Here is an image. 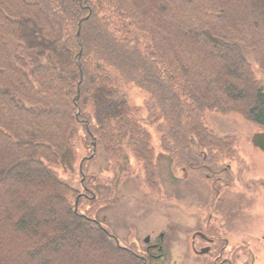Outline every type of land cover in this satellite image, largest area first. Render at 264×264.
Instances as JSON below:
<instances>
[{"label": "rangeland", "instance_id": "1", "mask_svg": "<svg viewBox=\"0 0 264 264\" xmlns=\"http://www.w3.org/2000/svg\"><path fill=\"white\" fill-rule=\"evenodd\" d=\"M133 1L141 11L142 2ZM167 2L165 5H168ZM252 4V0H243V3L236 0H201L197 4L204 16L199 17L202 28L212 27L217 42L227 47H224L225 53L217 54L211 41L201 40L197 43L193 39L190 41L193 45L187 43L182 48L188 51L186 58L195 74L194 77L190 74L181 76L188 82L187 87L194 92L187 90L180 93V111L163 99L167 94L166 87H172L171 72L164 74L157 73L156 70L160 85L156 84L151 94L135 83L117 84L120 96L126 101L127 110L123 109L116 120L104 123L102 118L101 124L96 119V106L91 94L83 91L81 94L83 79L78 77L70 82H62L67 116L50 119L51 122H48L55 127L49 131L38 127L37 134H33L34 129L27 127V120L32 119L22 116V122L15 121L13 119L19 116L13 110L8 121L11 136L20 137L24 143L27 142L26 139L41 142L50 138L52 146L47 147L49 151H42L50 160H56L53 164L55 175L69 189L61 191L67 194V203L74 207L77 199L86 194L88 198L78 200L80 212L100 225L102 223L108 232L119 239L125 230L130 231L133 239L134 235L144 238L152 228H165V223L160 222L159 217L166 209L164 197L168 188V173L181 178V169L198 166L197 162L191 164L192 161L203 159L205 152L209 150L222 149L223 153L217 155L219 163L228 162L232 166L244 168L251 165L252 173L258 171L259 175L256 176H264V153L252 144L254 134L264 133V124L255 119L261 107L260 94L264 100V10L255 9ZM209 5L216 7L205 15ZM193 7H189L188 11L196 14L192 12ZM164 9L167 11L166 7ZM164 13L166 12L161 9L157 19L155 58L156 64L172 68L174 53L178 47L175 49V45L168 39L171 19L164 16ZM194 27L195 25H188L189 37L194 30H198ZM191 29L193 32H189ZM7 33L10 35L9 52L16 54L20 49L25 57L31 54L30 71L32 68L41 69L44 54L37 46L42 42L38 39H16L19 38L18 35L23 36L17 26H10ZM29 44L37 47L31 53ZM4 62H9V67L19 70L18 74L20 71L25 72L20 66H15L13 61ZM125 72L132 75L130 68H126ZM15 74L12 69L11 82L14 81L12 75ZM73 101L78 105L75 106ZM87 120L97 128V132L92 134L94 137L86 132ZM33 125L38 126L34 121ZM185 145V151L188 148L193 153L194 157H190L193 160L180 153ZM200 152H203V156ZM228 152L235 157L236 163L231 162L224 154ZM87 158L90 159L86 161ZM190 173L194 177L193 183L202 182L193 170L190 169ZM258 179L260 182L259 177ZM29 186L27 184L22 187L26 189ZM42 187L38 186L39 189ZM258 187L257 185L256 188ZM262 187L261 191L255 190L254 197L251 198L252 206L256 208L253 220L257 224L254 228L258 227L260 230H264V222L260 223L264 216L259 215L264 211L258 213L259 204L264 203V180ZM110 239L114 242L113 238ZM94 244L98 245L97 240ZM120 245L123 246L121 241ZM92 246V243L84 245L81 252L76 253V257L64 250L57 255L56 262L51 264L129 262L121 249L120 252H111L106 248L94 249ZM127 256L140 264L132 254Z\"/></svg>", "mask_w": 264, "mask_h": 264}, {"label": "trees", "instance_id": "2", "mask_svg": "<svg viewBox=\"0 0 264 264\" xmlns=\"http://www.w3.org/2000/svg\"><path fill=\"white\" fill-rule=\"evenodd\" d=\"M140 1L141 11L133 0H0V264H40L41 260L42 264H51L64 250L76 257L89 243L94 249L120 252L121 248L98 223L88 220L79 208L76 212L75 205L71 207L67 203V194L61 191L69 189L55 175L56 160H50L42 151H49L51 139L41 142L26 139L24 143L20 137L11 136L8 121L14 110L19 117L13 120L22 122V116L32 119L27 120V127L34 129L33 134H37L38 127L49 131L55 127L49 123L50 119L67 116L62 82L78 77L83 79L81 94L89 92L95 103L97 121L103 124V119L104 123L116 120L123 109L127 110L117 84L135 83L151 94L155 85H160L157 73L169 74V71L172 87H166L163 99L180 111V93L194 92L181 76L195 74L186 58L188 51L182 48L192 44L193 39L197 43L211 41L217 54L225 53L227 46L217 42L212 27L202 28L199 17L204 16L197 5L201 0ZM236 1L243 3V0ZM252 3L255 9L264 10L263 0H252ZM189 7L196 14L189 13ZM215 7L209 5L205 15ZM161 9L171 19L168 39L175 49L178 47L172 68L156 64L157 19ZM189 24L198 29L191 37L187 35ZM10 26H17L23 32L16 39L42 42L37 46L44 54L41 69L30 71L31 54L27 58L20 49L16 54L9 52L7 30ZM29 47L30 53L37 48L31 44ZM4 59L13 61L25 72L18 74L19 70L9 67ZM125 67L131 69V76ZM12 69L16 73L12 75L13 82L10 80ZM259 102L261 107L255 119L264 124L261 94ZM73 104L78 105L74 101ZM85 125L90 136L97 132L88 120ZM130 132L135 135L133 130ZM185 147L180 153L193 158V153L188 148L185 151ZM200 154L203 156V152ZM27 184L30 186L26 190L22 186ZM79 199L84 201L85 197ZM95 240L98 245L94 244ZM121 252L128 264L136 262Z\"/></svg>", "mask_w": 264, "mask_h": 264}, {"label": "flooded vegetation", "instance_id": "3", "mask_svg": "<svg viewBox=\"0 0 264 264\" xmlns=\"http://www.w3.org/2000/svg\"><path fill=\"white\" fill-rule=\"evenodd\" d=\"M221 153L205 152L203 159L191 163L198 166L181 169V178L168 173L166 209L159 217L165 228H152L144 238L134 235V240L126 230L121 239L107 231L109 237L121 241V250L140 264H264V230L254 228L251 200L254 191L263 188L264 176L252 173L251 165L219 163ZM224 154L236 163L229 152ZM190 169L202 182H192ZM258 207V213L264 211V203Z\"/></svg>", "mask_w": 264, "mask_h": 264}, {"label": "water", "instance_id": "4", "mask_svg": "<svg viewBox=\"0 0 264 264\" xmlns=\"http://www.w3.org/2000/svg\"><path fill=\"white\" fill-rule=\"evenodd\" d=\"M252 143H253L254 147L260 148L264 152V133L261 132V133L254 134L252 137ZM80 170H81V167H80ZM76 210H77V208H76ZM117 244H118V241H117Z\"/></svg>", "mask_w": 264, "mask_h": 264}, {"label": "bare ground", "instance_id": "5", "mask_svg": "<svg viewBox=\"0 0 264 264\" xmlns=\"http://www.w3.org/2000/svg\"><path fill=\"white\" fill-rule=\"evenodd\" d=\"M262 49H264V47H262Z\"/></svg>", "mask_w": 264, "mask_h": 264}]
</instances>
